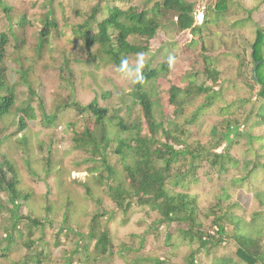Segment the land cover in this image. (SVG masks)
Wrapping results in <instances>:
<instances>
[{"label": "trees", "instance_id": "trees-1", "mask_svg": "<svg viewBox=\"0 0 264 264\" xmlns=\"http://www.w3.org/2000/svg\"><path fill=\"white\" fill-rule=\"evenodd\" d=\"M132 1L94 0L88 9L71 11L81 21L70 24L68 17L61 16L62 22L57 17L58 10L63 12L66 6L63 0H44L40 5L42 12L33 18L26 12L14 18L13 7L0 0V123L10 118L15 120V134L25 132L27 121L35 117L31 105L35 93L29 82L35 71L32 64L40 61L42 54L51 51L53 43L61 38L69 37L71 43L80 44L89 57L88 65L115 67L120 74H125L128 59L146 54L161 21L171 19L178 31L189 32L201 42L202 60L200 69L184 74L183 87L171 84L165 91L168 104L173 107V120L164 121L156 86L159 79L169 74L168 62L156 67H140L128 93L136 108L129 120L101 107L97 98L81 105L70 97L65 103L54 106L50 115L38 102L42 125L46 129L54 128L65 110L74 112L80 120V127L74 123L65 125L71 129L73 150L85 155V171L100 190V197L90 184L79 182L85 199L96 208L89 216L86 232L72 225L69 204L61 226L56 227L48 218L55 215L47 199L44 200V217L39 219L40 213L32 211L33 195L19 190L14 163L0 151V264H47L55 260L49 255L44 241L49 230L53 247L64 248L61 250L63 255L69 253L64 264H113L116 258H128L127 264H176L169 258L140 254L144 237L136 249L131 246L115 249L111 226L118 213L124 224L135 209L155 213L157 229L174 223L186 227L181 235L188 250L180 264H264V137L253 134L262 126V118L264 120V27L254 24L253 40L247 44L249 62L256 68L255 74L251 70V83H241L252 95L227 103L223 93L226 82L214 66L209 55L211 49L205 42L213 36L211 27H217L225 20L231 9L245 14L229 26L237 33L252 23L253 10L243 9L239 0H216L198 23L194 6L186 0H160L151 7L148 3L132 6ZM261 4L262 0L257 7ZM28 38L33 39L35 58L15 59L16 68L9 70L7 48H13L14 53L19 54L27 46ZM244 50L230 49L223 54L240 58L242 53L243 58ZM65 68L68 78L64 82L69 83L71 71L67 66ZM10 72L16 78L13 83H10ZM20 84L28 88V98L23 101L18 100L16 93ZM101 97L104 99L106 95ZM220 103L223 106L217 113L226 117L224 131L214 127L210 132L216 147L227 142L225 152L187 145L183 137L189 128ZM249 105L251 116L239 129L238 121L230 117ZM190 108L192 111L188 112ZM18 142L20 146L24 145V139ZM242 142L247 149L242 153L243 159L237 160L228 151ZM205 164L211 171L210 179L215 177L217 183H223L236 172L230 180L231 186L246 189L258 210L244 217L235 214L239 205L230 202L225 188L211 208H199L197 196L189 191L197 184V171ZM103 198L113 209L105 208ZM27 208L28 213H23ZM209 218H212V232L202 227V219ZM169 240L170 236L166 235L165 246L175 251V245L169 244ZM228 246H232L233 252H225ZM16 253L19 254L15 256Z\"/></svg>", "mask_w": 264, "mask_h": 264}, {"label": "rangeland", "instance_id": "rangeland-1", "mask_svg": "<svg viewBox=\"0 0 264 264\" xmlns=\"http://www.w3.org/2000/svg\"><path fill=\"white\" fill-rule=\"evenodd\" d=\"M44 0H2L8 6L13 7L12 15L14 18L26 12L30 17H37L41 12L40 5ZM94 0H63L66 5L64 11L58 10L57 17L62 22L64 17H68L70 24L78 23L81 20L73 16L74 9H88L93 5ZM160 0H133L132 6H145L147 3L151 7L152 4ZM194 6L196 20L202 22L203 13L212 7L216 0H186ZM261 0H239V4L245 10H253L251 15L252 23L248 24L245 29H240L239 33L230 29V24L235 20L242 19L245 14L241 10L237 12L233 9L225 20L219 22L217 27H211L213 36L206 40L205 45L211 49L209 55L212 57L214 66L221 74V78L226 82L224 85L225 102H231L239 98H248L252 94H248L242 81L251 83L250 74L253 69L249 62V44L254 37V24L264 27V0L257 7ZM257 7V8H256ZM236 12L237 14H234ZM64 13V14H63ZM63 16V18L61 17ZM1 18V14H0ZM1 25V24H0ZM235 33H234V32ZM28 44L25 49L17 54L7 48L8 59L7 67L9 70L16 68L15 59L27 57L31 60L35 58L32 49L33 39L28 38ZM133 41V39H131ZM149 51L144 55L131 56L128 59L127 71L120 74L115 67L102 66L96 67L88 65L89 57L85 54L80 44L71 43L69 37L61 38L53 43L51 51L44 52L42 59L37 63H33L34 72L29 77L31 90L35 93L34 101H32V109L35 117L31 121H27V129L25 132L15 134L17 125L15 120L10 118L0 123V151L14 163L18 174V188L23 193H31L32 211H38L39 219L44 217L46 213L43 208L44 200L47 199L53 208L54 218H48L56 227L61 226L62 216L66 211V205L69 204L70 218L75 229L77 227L86 232V225L90 214L96 210L84 197V190L78 183H88L95 190L97 196L100 197V190L96 188L89 175L86 173V164L83 163L85 155L73 150L71 142V129L66 127L65 123H74L80 127V120L72 111H63L59 116L54 128L46 129L42 125V116L38 110V102L40 101L47 115L53 111L57 104L65 103L70 97L81 105H86L94 98H97L101 107H107L112 112H118L119 116L125 120L133 115L135 106L128 96L134 79L140 72V67L149 65L156 67L164 62L170 65L169 74L164 79H159L156 83L158 97L162 105V117L164 121L173 120V107L168 104V97L165 91L173 84L179 87L185 85L183 79L187 71L198 70L201 68L202 60L200 56L201 42L193 38L189 32H180L175 28L174 21L171 19L163 20L160 23L159 30L155 37L149 42ZM245 47V50L243 49ZM230 49L241 52L244 50L240 58H235L231 54L228 56ZM71 71L69 83H65L67 79L66 68ZM10 83L16 79L13 72L9 73ZM258 86H256V89ZM30 91V89H29ZM16 93L19 101L28 98V88L20 84L17 86ZM102 95L106 98L102 99ZM223 106L220 103L216 108L206 114L199 123L189 128V132L183 137L187 145H200L206 149L216 150L218 153L225 152L227 142L224 141L217 147L216 140L212 139L210 130L217 127L219 131H224L222 117L217 113V109ZM251 105L243 111H236L233 118L238 121L239 129H242L244 121L251 116ZM191 112L190 108L187 110ZM111 112V113H112ZM255 136L262 135L264 137V120L262 118V126L254 130ZM13 135L11 139L4 141L3 138ZM232 137V136H230ZM228 138V141L230 140ZM19 139H24V145H19ZM257 148V145H255ZM247 146L243 142L238 146L229 149L228 153L231 157L241 160L242 153L245 152ZM27 164V165H26ZM211 171L207 165H203L197 171V184L190 188L189 193L197 196L199 208L208 209L214 204V201L221 195L225 188L230 195L231 203H238L239 208L234 212L239 216H248L257 209V203L246 189L234 188L230 184L231 178L237 175L232 172L223 183H217L210 179ZM105 208H111L110 203L103 198ZM100 210V209H99ZM23 213H28V208ZM157 215L148 210L135 209L130 215L126 223H122L121 215L117 214V219L111 226L113 245L116 250L121 246H131L138 248L141 239L144 237L143 250L140 254L152 257L169 258L176 264L181 263V259L187 253V248L182 239L181 232L186 229L182 224H171L169 226H159L155 228L154 221ZM211 220L202 219L203 228L211 230ZM76 224V225H75ZM212 232V230H211ZM49 232L46 231L44 238L48 245V252L52 259L47 264H64V258L69 253L63 255L61 250L51 244ZM166 235L170 236L169 244L176 247L175 251L168 248L164 244ZM177 245V246H176ZM232 246L226 247L225 252L231 253ZM16 253L15 256H17ZM128 258H116L113 264H127ZM75 261V258H74Z\"/></svg>", "mask_w": 264, "mask_h": 264}, {"label": "water", "instance_id": "water-1", "mask_svg": "<svg viewBox=\"0 0 264 264\" xmlns=\"http://www.w3.org/2000/svg\"><path fill=\"white\" fill-rule=\"evenodd\" d=\"M255 68H256V65H254V68H253V74H255Z\"/></svg>", "mask_w": 264, "mask_h": 264}]
</instances>
